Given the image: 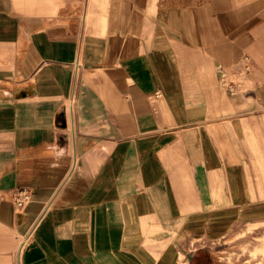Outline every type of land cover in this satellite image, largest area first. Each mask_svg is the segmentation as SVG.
Instances as JSON below:
<instances>
[{"label":"crops","instance_id":"crops-1","mask_svg":"<svg viewBox=\"0 0 264 264\" xmlns=\"http://www.w3.org/2000/svg\"><path fill=\"white\" fill-rule=\"evenodd\" d=\"M263 225L264 0H0V264H216Z\"/></svg>","mask_w":264,"mask_h":264},{"label":"rangeland","instance_id":"rangeland-1","mask_svg":"<svg viewBox=\"0 0 264 264\" xmlns=\"http://www.w3.org/2000/svg\"><path fill=\"white\" fill-rule=\"evenodd\" d=\"M225 238L221 252L214 254L216 264H264V225L258 232Z\"/></svg>","mask_w":264,"mask_h":264},{"label":"built area","instance_id":"built-area-1","mask_svg":"<svg viewBox=\"0 0 264 264\" xmlns=\"http://www.w3.org/2000/svg\"><path fill=\"white\" fill-rule=\"evenodd\" d=\"M221 75L220 86L227 90L228 93H236V87L232 82L226 80L225 73L219 70ZM11 201L16 210L23 209L30 200V192L26 189L19 188L10 191Z\"/></svg>","mask_w":264,"mask_h":264}]
</instances>
